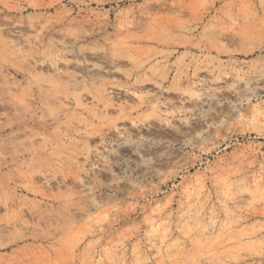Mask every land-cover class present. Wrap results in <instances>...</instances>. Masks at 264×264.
I'll list each match as a JSON object with an SVG mask.
<instances>
[{
	"label": "rangeland",
	"instance_id": "1",
	"mask_svg": "<svg viewBox=\"0 0 264 264\" xmlns=\"http://www.w3.org/2000/svg\"><path fill=\"white\" fill-rule=\"evenodd\" d=\"M0 264H264V0H0Z\"/></svg>",
	"mask_w": 264,
	"mask_h": 264
}]
</instances>
